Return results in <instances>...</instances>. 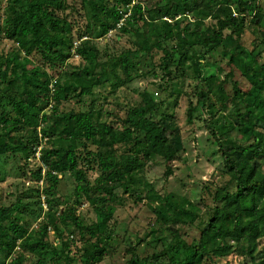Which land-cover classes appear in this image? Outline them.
Masks as SVG:
<instances>
[{"label":"trees","instance_id":"16d2710c","mask_svg":"<svg viewBox=\"0 0 264 264\" xmlns=\"http://www.w3.org/2000/svg\"><path fill=\"white\" fill-rule=\"evenodd\" d=\"M9 1L0 31L15 42L17 50L0 58V157H17L26 165L39 152L40 166L31 176L39 181L45 171L49 185L43 193L56 191L59 180L53 173L69 172L75 181V203L85 195L95 221L84 224L73 207H66L59 216L60 219L65 214L68 217L62 228L47 213L34 230L24 220L28 205L20 199L9 207L0 206V264H28L25 253L32 256L30 264H99L104 260L109 249L107 241L116 237L108 227L115 210L111 203L119 194L116 191L122 186V194L139 199L135 194L137 176L146 162L154 156L171 159L175 151L169 139L172 130L163 117L157 116L158 105L147 92L140 94L141 104L128 109L125 117L117 122L121 126L116 127L100 123L94 91L110 82L108 72L115 80L111 89L122 87L132 78L121 80L115 69L120 66L128 77L131 59L138 51L141 53L138 55L149 54L153 48L162 52L161 65L168 79H171L168 62L175 55L179 56L180 65H186V58H190L191 63L182 68L199 78L203 59L213 54L226 59L230 69L219 80L216 93L230 107L227 104L224 116L217 117L220 121L224 118L229 121L217 126L219 139H225L218 140V150L228 179L210 193L211 206H204L202 210L186 198L178 202L174 194L162 195L150 182L143 183L149 200L168 205L165 214L171 217L179 214L184 218L180 226L199 222V236L190 242L183 240L177 230H171L167 237H153L161 248L150 261L162 256L169 259V264H202L206 257L223 258L235 253L248 258L251 264H264V248L260 246L264 241V35L258 30L255 34L258 42L247 56L238 43L248 17L254 25L261 21L254 4L256 0H167L164 6L160 0L158 7L150 11L134 0H79L84 16L86 12L90 14V26L86 24L85 30L89 31V27L92 33L96 30V37L117 29L127 32V24L133 20L146 23V14L151 15V11L157 19L167 17L179 27L175 32L168 22L165 32L156 33L154 43L142 40L145 46L108 60L110 64L99 62L100 52L92 40L85 39L74 45L71 22L58 15L65 10L67 0ZM190 14H196L194 21L181 29L177 19ZM207 18L214 24L203 25L202 21ZM157 19L149 20L151 27H156ZM92 33L89 31L86 35L91 37ZM174 37L176 43L169 48L165 41ZM73 49L82 64L71 72L61 70ZM19 52L27 57L35 56V65L26 67ZM242 55L247 59L243 60ZM234 60L244 64L242 76L249 87L243 92L232 81ZM217 79L215 75L203 79L206 90L200 88L196 105L187 109L188 123L193 122L198 110L207 112L210 119L214 118L213 112L218 113L217 102L212 98ZM227 82H231L230 94L224 89ZM84 96L92 97L88 110H58L61 101L75 97L80 102ZM232 132H236L239 141L228 136ZM13 133L16 134L13 141L7 142V136ZM211 134L215 133L211 130ZM44 139L46 146L42 144ZM88 145L94 146V150H86ZM81 148L85 150L84 157L78 155ZM82 162L97 166L98 176L92 182L84 169H79ZM247 163L252 164L253 170L249 179L243 180V167ZM29 192L40 197V189ZM46 203L51 207L52 200L47 198ZM51 229L58 237V249L45 240ZM66 233V240L78 235L82 243L72 257H68L70 241L63 238ZM127 264L138 263L129 260Z\"/></svg>","mask_w":264,"mask_h":264},{"label":"rangeland","instance_id":"374dc122","mask_svg":"<svg viewBox=\"0 0 264 264\" xmlns=\"http://www.w3.org/2000/svg\"><path fill=\"white\" fill-rule=\"evenodd\" d=\"M166 1L163 0L160 4L164 6ZM134 2L139 3L145 10L150 11L158 7L160 0H134ZM9 3V0H0V28L2 27ZM80 4L79 0H67L65 10L58 12V15L60 17L65 16L71 22L72 36L76 45L85 39L92 40L95 43L100 52L99 62L113 61V58H118L121 54L138 51L140 46H145L146 44L142 43V40L154 43V38H157L156 33L165 32L168 22H171V25H173V31L179 30V27L174 25V21H169L167 17L163 16L157 19L151 11V15L146 14L148 16L146 23L133 20V22L127 24V32L117 29L108 32L105 36L96 37L97 31L95 30L92 33V28L89 27L88 30L92 35L94 34L90 37L86 35L89 34V31L85 30L84 27L86 24L90 26V20L88 19L90 14L86 12V16H84L85 11H83ZM254 4L260 13L261 21L259 25H254L252 22H249L250 17H248L242 35L238 37V43L244 49L246 56L258 42L257 36H255L258 30L261 32L260 34L264 35V0H256ZM195 16L196 14H190L187 17H179L177 20L181 24V29L187 24H191L190 22L194 21ZM151 18L157 19L155 23L156 27H151L150 23L152 22L149 21ZM202 24L210 26L214 24V21L211 18H207L202 21ZM79 37L82 38L78 39ZM151 43L150 45H152ZM175 43V37L165 41V44L169 48ZM147 45L149 44L147 43ZM233 46L234 43L231 44V47ZM198 49L201 51L200 48ZM15 50H17L15 42L4 37L0 31V58ZM70 54V58L61 66V70L63 71L71 72L82 64V59L76 55L74 49ZM138 54L141 53L138 51ZM138 54L129 62L131 68L128 77L120 66L115 69L116 76L121 80H127L130 76L132 78L122 87L115 91L111 89L115 80L113 76H110L111 72H108L110 82L97 89H95L96 87L94 88V106L99 109V121L100 123L120 127L121 124L117 123L118 120L125 117L128 109L140 105V94L147 92L158 105L157 116L163 117L166 124L172 130L169 139L172 142L175 153H173L171 159L154 156V158L146 162L145 167H143V170L137 176L138 183L135 187L137 190L135 194L139 199L134 195L133 197H129L122 194L124 189L122 186L116 191V194L117 192L119 194L112 200L111 206L115 210L108 224L109 229H111L113 235H116V237L107 241L108 253L99 264H127L129 260L138 264H148L161 248L159 241L154 240L153 237L160 235L167 237L171 233V230L180 231L181 238L187 242L198 238L199 222L195 221L192 224L180 226L179 222L184 221V218L179 214L173 217L168 216V214L164 213L168 205L161 206L157 202L149 200L147 198V189L143 185L144 182H150L155 191L162 195L174 194L178 202L186 198L193 204H198L204 210V206L212 205L210 193H213L217 187H222L228 179L221 152L218 150V140L224 142L225 139H219L220 128H217V126L219 127L223 122L229 121L228 118L220 121V118L217 119V117L220 114L224 116L225 107L227 104L230 107V104L217 98L218 94L216 93L217 86L220 84L219 80L223 79L230 69L225 63L226 59H220L216 54L210 56L209 59H203L201 61L202 75L199 78L193 72L182 68V66L187 67L186 65L191 63L190 58H186V65H180L179 56L175 55L168 62V67L171 70V79H168L162 69L164 66L161 64L164 61L161 60L162 52L160 50L153 48L149 54ZM18 55L26 67L32 68L35 65V56L27 57L22 52H19ZM245 55H242L243 60L247 59ZM108 64H110V61H108ZM242 64L243 62L234 60V64L231 67L234 68L232 81L243 92L247 90L249 84L242 76ZM45 70L50 76H54L55 78L56 75L53 72L47 68ZM96 70L99 71V67ZM211 75H215L218 78L213 88V95L215 94V96L212 95V98L217 102L215 107L219 111L216 114L213 112L211 117L214 118L210 119V115L207 112L198 110L195 113L196 117L193 122L188 123L186 120L187 109L196 105L198 91L200 88L206 90L203 79ZM231 87V82L225 84L224 89L226 94L232 93ZM91 100L92 97L84 96L80 102H77V98L72 97L67 101H61L58 104V110L63 112L69 110L76 112L86 111L90 107ZM95 113L97 114V112ZM211 130L215 134H211ZM15 135V133L9 134L6 141L12 142ZM58 135L61 136L62 134ZM229 135H231L233 140L239 141V136L236 132H232ZM45 143H47L46 139L42 142L43 146H46ZM86 148V150H94V146L92 145H88ZM225 148L226 144H224ZM78 155L84 157L85 150L81 148L78 151ZM39 157L40 154L37 152L36 158L27 160L28 164L26 165L23 160L17 157H0V178L2 179L0 182V206L9 207L16 200L20 199L24 204L28 205L24 220L30 225V229L34 230L37 228L38 222L44 219L47 213H50L54 223L60 224L59 227L62 228L63 224L68 222V217L65 214L63 219H60L59 216L66 207H73L74 213L84 224L94 222L95 214L86 196L82 194L76 199L77 203H75L73 196L75 181L69 172L53 173L59 180L56 191L42 192L49 185L48 179L45 177V168H43L44 172H42L41 180H35L31 176L40 166ZM233 158L236 159V156H233ZM251 166V163H247L243 167L245 168L243 180L249 179L250 172L253 170ZM96 167V165H91L90 167L85 162H82L79 169H84L83 171L92 182L98 176ZM167 169H170V171L168 172ZM206 187L209 191L207 194L205 192ZM36 188L40 189L41 192L39 198L29 192L30 189L35 190ZM120 195L121 197L119 198ZM47 198L52 200L51 207L46 203ZM66 235L67 233L63 237L64 241L71 242H68L70 246L68 257H72L75 251L82 247V243L79 241L78 235L77 237L70 236L67 240ZM45 240L57 247V249L59 248L58 237L52 229L46 233ZM260 246L264 248V241ZM24 255L28 259L26 262L30 264L32 256L29 253H25ZM144 260L147 261L144 262ZM150 262L169 264V259L160 256L155 261ZM58 264L61 263L59 262ZM202 264L251 263L248 258L231 253L223 258L206 257L203 259Z\"/></svg>","mask_w":264,"mask_h":264},{"label":"built area","instance_id":"2783aa9c","mask_svg":"<svg viewBox=\"0 0 264 264\" xmlns=\"http://www.w3.org/2000/svg\"><path fill=\"white\" fill-rule=\"evenodd\" d=\"M74 45L76 46V43H74Z\"/></svg>","mask_w":264,"mask_h":264}]
</instances>
